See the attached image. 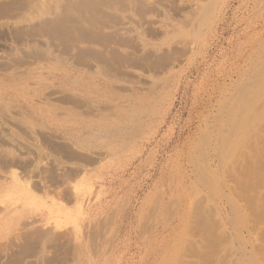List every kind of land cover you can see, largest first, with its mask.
Instances as JSON below:
<instances>
[{
	"label": "rangeland",
	"instance_id": "374dc122",
	"mask_svg": "<svg viewBox=\"0 0 264 264\" xmlns=\"http://www.w3.org/2000/svg\"><path fill=\"white\" fill-rule=\"evenodd\" d=\"M0 264H264V0H0Z\"/></svg>",
	"mask_w": 264,
	"mask_h": 264
}]
</instances>
